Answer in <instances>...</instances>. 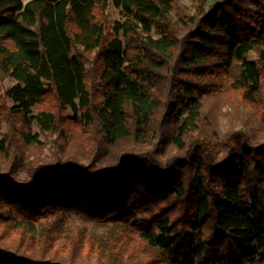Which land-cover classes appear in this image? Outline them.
<instances>
[{
  "label": "trees",
  "instance_id": "1",
  "mask_svg": "<svg viewBox=\"0 0 264 264\" xmlns=\"http://www.w3.org/2000/svg\"><path fill=\"white\" fill-rule=\"evenodd\" d=\"M199 3L0 0V264L264 260V0ZM217 92L257 122L219 161ZM34 123L55 158L23 157Z\"/></svg>",
  "mask_w": 264,
  "mask_h": 264
},
{
  "label": "rangeland",
  "instance_id": "2",
  "mask_svg": "<svg viewBox=\"0 0 264 264\" xmlns=\"http://www.w3.org/2000/svg\"><path fill=\"white\" fill-rule=\"evenodd\" d=\"M182 5H184L189 13L194 14L199 10L200 0H179ZM213 0H206V9ZM111 17L113 19L119 18V9L112 7ZM253 58L258 55L256 52L251 54ZM16 81L8 77L4 80L0 79V92L3 93L6 88L12 86ZM250 107L243 103L236 94L232 96L226 92H217L212 95H207L204 97L203 101V111L207 115L206 127L210 131L213 137V158L215 161L221 160L226 155V147L224 145V135L229 130H239L245 129L250 133L257 126V122L251 115ZM8 130L6 123L0 125V139L3 137V133ZM33 133L37 134L41 143L31 144L24 149L23 157L25 159H31L35 157H40L43 160L55 158V153L59 152L55 147V141L45 133H43L40 128L34 123L32 125ZM256 141H264V136L257 133L254 136ZM158 145L159 156L162 161H166L177 150L175 146L171 144H166L161 140V137H157L150 144L151 147ZM91 229V227L89 228ZM1 239V238H0ZM15 240V239H13ZM13 240L5 242V238L1 239V243L9 245H15ZM246 264H264V260L253 258L250 259Z\"/></svg>",
  "mask_w": 264,
  "mask_h": 264
}]
</instances>
